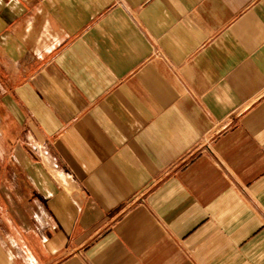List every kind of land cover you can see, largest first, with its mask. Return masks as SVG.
<instances>
[{
    "label": "crops",
    "instance_id": "crops-1",
    "mask_svg": "<svg viewBox=\"0 0 264 264\" xmlns=\"http://www.w3.org/2000/svg\"><path fill=\"white\" fill-rule=\"evenodd\" d=\"M0 264H264V0H0Z\"/></svg>",
    "mask_w": 264,
    "mask_h": 264
}]
</instances>
